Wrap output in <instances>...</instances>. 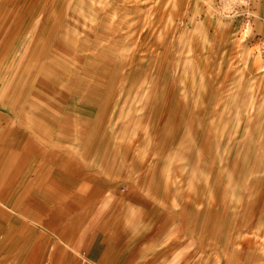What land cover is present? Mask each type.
<instances>
[{
	"label": "rangeland",
	"instance_id": "rangeland-1",
	"mask_svg": "<svg viewBox=\"0 0 264 264\" xmlns=\"http://www.w3.org/2000/svg\"><path fill=\"white\" fill-rule=\"evenodd\" d=\"M23 91L122 150L187 264H264V0H0V107Z\"/></svg>",
	"mask_w": 264,
	"mask_h": 264
},
{
	"label": "crops",
	"instance_id": "crops-1",
	"mask_svg": "<svg viewBox=\"0 0 264 264\" xmlns=\"http://www.w3.org/2000/svg\"><path fill=\"white\" fill-rule=\"evenodd\" d=\"M26 94L0 107V264H187L185 220L123 186L122 150Z\"/></svg>",
	"mask_w": 264,
	"mask_h": 264
}]
</instances>
